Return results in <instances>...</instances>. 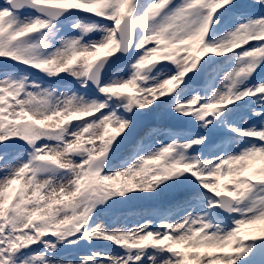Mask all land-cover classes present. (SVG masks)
<instances>
[{
	"label": "snow or ice",
	"instance_id": "1",
	"mask_svg": "<svg viewBox=\"0 0 264 264\" xmlns=\"http://www.w3.org/2000/svg\"><path fill=\"white\" fill-rule=\"evenodd\" d=\"M254 4L264 8V0H254ZM37 6L81 10L110 19L113 25L105 27L96 21L73 24L81 35L61 40V47L41 56L34 51L39 45L27 38L47 28L51 20L20 15L27 7L39 10ZM235 7L232 0H151L142 11L137 0H3L0 57L14 60L17 68L24 67L19 71L0 69V264H32L35 257L40 258L39 264H264V229L259 235H241L242 226L264 221V167L250 174L246 171L248 162L254 160L251 157L264 153V107L260 106L264 79L242 83L232 91L238 72L244 81L264 63V15L241 21L243 13L234 12ZM217 13H229L237 23L221 39L207 40L210 28L219 21ZM145 21L150 22L144 24V34L134 40L133 29ZM97 27H103L106 34L99 41L81 43L83 34ZM241 36L244 39L235 43ZM228 42H233L232 47H223ZM133 45L138 54L127 78L100 83L98 73L92 75L103 98L86 100L73 95L51 102L48 89L29 90L28 85L38 87L35 80H28L33 68L48 76L67 71L87 77L98 62L121 47L127 53ZM101 49L108 51L101 55ZM229 53L235 59L243 57L246 66L224 71L223 79L230 82L226 90L213 89L206 98L191 95L181 100L178 97L197 86L189 78L172 99L165 94L173 93L168 86L177 89L202 57L215 54L231 59ZM257 57L262 59L257 61ZM153 60L172 62L177 70L158 73L151 85L141 86V70L155 65ZM74 66H78L76 70ZM78 82L81 87L87 85V80ZM124 88L134 91H119ZM118 97H127V103H117L114 98ZM245 97H256L252 115L260 118L259 127L248 125L247 117L244 127L227 122L232 111L227 106ZM118 108L130 115L118 114ZM139 109L154 112L157 126L164 123L169 111L185 116L195 113L197 120H203L205 132L191 139L173 134L169 142L156 140L154 150L136 156L131 142L156 131L141 119L147 112ZM218 110L224 111L221 122L237 134L232 139L243 147L204 159L198 154L185 158L183 151L173 155L177 149L203 145L208 139L207 126L212 124L203 118L218 115ZM72 122L79 123L65 134ZM112 125L115 127L109 131ZM50 139L58 143H37ZM74 154L80 159H71ZM50 169L66 171L55 182L51 176L37 177L38 172ZM181 175L182 180L164 183ZM224 177L227 179L221 184ZM136 189L147 195L127 199L147 201L150 207L131 227L124 222L116 227L98 223L93 213L97 204ZM125 203L112 200L105 210ZM220 209L228 213L226 219L219 215ZM33 244L35 248L30 247Z\"/></svg>",
	"mask_w": 264,
	"mask_h": 264
},
{
	"label": "rangeland",
	"instance_id": "2",
	"mask_svg": "<svg viewBox=\"0 0 264 264\" xmlns=\"http://www.w3.org/2000/svg\"><path fill=\"white\" fill-rule=\"evenodd\" d=\"M150 2H151V0H137V5L140 8V10L142 11L143 8L147 7ZM176 2H178V0L174 1V3H176ZM232 4H234L236 6L235 9L233 10L234 12L243 13V15L240 16L241 21L246 20V19H248L249 16H251L250 14H246L250 11H257L260 15H264V8H259V7L255 6L254 0H232ZM53 6H56V5H53ZM225 7H228V6L226 5ZM35 9L37 10V8H35V7H31L30 9H29V7H27L21 13H29L33 16H40V17H43L45 19H50L51 22H53V23H59L61 25H65L66 23H69V21L77 19L78 14H80L81 17L83 16V14H86V12H83V11L80 12V11L74 10V9H69V10L59 9V11L53 9V11L49 10V13L51 14V18H50L47 15L43 14L42 12L35 11ZM221 11H223V10H221ZM73 13L76 14V16H74ZM134 15H135V13H134ZM217 15L219 16V21H218V23L213 24L212 28H210V30L207 34V40L217 41V40L221 39L237 23L236 18L229 13H225L224 15H220L219 13H217ZM252 17H254V16H252ZM95 18L98 20L100 19L99 17L95 16L94 21H96ZM104 19H106V18H104ZM108 20L110 21L109 27H111L113 25V21H111L110 19H108ZM149 22L150 21H145L141 25L135 26L136 32L138 35L137 40L144 34V32H143L144 24H147ZM94 32H95V30L93 29V30L87 32L86 34H83L82 39H84L85 36L90 37V35ZM80 35H81V30H80ZM207 40H206V42H207ZM34 41L37 42V40H34ZM248 43L254 44L256 42L255 41H249ZM44 45H46V43L45 44L41 43L38 46L39 48L38 47L35 48L34 51L39 53L42 56L43 53L45 52V49L43 48ZM245 47H247V45H245ZM240 51H241V49H239V48L236 49L237 53ZM105 52L100 51L101 55H103ZM137 54L138 53L135 49L134 56H133L132 60L127 64V66H125L122 69L115 71L112 74V76L109 77L108 80H106L105 82L112 81L113 79L119 80L120 78L118 75H121V78H127L133 72V68L130 65H131L132 61L135 59V56ZM228 56L232 57V58L228 59V57L217 56L215 54H207L205 57H202V60H204L205 64H206V66H205L206 70L204 71V74L202 75V77H203L202 81L198 84H195V85H197L196 87H190L187 92L183 93L178 98L183 100L184 98L191 96V95H197V96L206 98L207 96L211 95V92L213 89H219L220 91L226 90L225 85L227 83H230V82L223 79L224 71L229 70V69L236 66L235 56L232 53H229ZM254 59L257 61H260L262 58L257 57ZM12 61H13L12 64H10L11 62H7L5 66H10L11 71L18 70V69H16L17 67L15 66L16 62L14 60H12ZM152 62L156 63V64L152 65V66H148L145 69L141 70V75L146 77L143 81H138V83L141 84V86L151 85L153 82V78L156 77L158 73H162V71L164 69H161L160 65H167V69H168L167 71L169 73H174L177 70V66L175 64H173L172 62L159 61V60H153ZM116 64L117 63H115V64L113 63V65H111L109 67L106 66L103 70H101L99 75H102L104 72L110 70V68L112 69L114 66H116ZM19 67L23 68L21 66H19ZM12 68H14V69H12ZM151 68H155L156 70L151 71L150 70ZM212 69H219V73L215 74V72H213ZM193 70L194 69H191L189 71V73H187L185 75V77L182 78V83L177 86V89H174L172 84H170L168 86V87L172 88V90H173V93H170L167 91L165 92V94L168 96L169 99H172V97L175 96L176 92L180 88L183 87V83L187 79L188 74L191 75L193 73ZM34 71L35 70H32V74H30L28 76V78H29V81L35 80L38 87L33 88V87H31V85H28L29 90L41 92L43 89H48L49 91L52 92L51 97H49V100L51 102H54L57 99L62 100L65 96H73V95L75 96V98H79L82 96L86 100H90V99H93L96 97L103 98L102 94H100L98 92L97 88H92L88 84V76L87 77H83V76L75 77V76H68L66 74L63 78H61V74L48 76V75H45L41 72H37V71L34 72ZM33 74L39 75V76L34 77ZM40 75L43 77H45V76H48V77H45L44 80H42L40 78ZM99 78H100V76H99ZM45 79H47V80L45 81ZM240 79H243V78H240ZM261 79H264V63H260L259 66L252 73V75L249 76L248 79L244 80L243 83L244 84L253 83V82H256V81L261 80ZM83 80H87V85L85 87H81L80 83L78 82V81H83ZM49 85H55V86L50 87ZM242 86L243 85L240 84L239 87H242ZM59 89H63L64 92L59 91ZM119 91L127 92V91H134V89L124 88V89H119ZM114 99L116 100L117 103H121V104L127 103V97H118V98H114ZM161 99H164V97H161ZM255 100H256V97H245L243 100L236 101L234 105L229 104L227 106V108L231 109L232 111H230L228 113L227 122L234 123L236 127H244L245 123L243 121H244V118L247 117V124L248 125L255 123V124H257V127H259V123L256 120L259 117H255L252 115V109L257 106L255 103ZM173 102H175V101H173ZM111 103H112V101L110 100L109 104H111ZM260 106L264 107V101L260 102ZM132 107H133V111L137 110L136 105H133ZM116 111L118 114H122L125 117L130 115V113L125 112L123 108H118V109H116ZM139 111L148 112L150 114V118H146L145 122L146 123L150 122L153 125V127L157 126L154 119H153L154 112L148 111L146 109H139ZM218 113H219L218 115L210 114L208 117L203 118L204 120H212V124H209L207 126V128H208V139L206 140V142L203 145L192 144L191 147L188 149H183V150L177 149L173 153V155H176L180 151H183L185 158H190L191 156L198 154L200 159H204L209 154H218L220 151H239V149L241 147H243V144L240 143L239 141H234L232 138L235 137L237 134L234 132H231L225 126V123L221 122V119L224 116V111L218 110ZM76 123H79V122H72V124H70L68 126V128L66 129L65 134L68 131H73L74 125ZM202 123H203V120H197L196 119L195 113H192L191 115L185 116V115H181L179 113H176L174 111H169L167 113V119L164 121V123L162 125L159 126L160 127L159 130L157 129L155 132L150 133L148 136H145V137L140 138V139H135L131 142L133 144V149L136 153V156L146 155L149 151L154 150L153 145L155 144L156 140H159L161 143L169 142V140L172 138L173 134L176 135V137L178 139H191L193 136L202 134L205 132V129L201 127ZM114 127L115 126L112 125V126H110L109 129L112 130ZM118 139H119V136L116 137V140H118ZM242 139H257V140H259V138H242ZM50 140H53V139H50ZM43 142H45V141H43ZM47 142L51 143L52 141L47 140ZM5 143H7V142H5ZM37 143H41V141H37ZM54 143H56V142H54ZM0 147H2V145H0ZM24 158L27 159L26 154L24 155ZM71 159H73V160L80 159V155L74 154L71 157ZM125 166H127V163L125 164ZM261 167H264V159H254V160H251L248 162L246 171H247V173L250 174L253 170L259 169ZM62 171L65 172L66 170H62V169L52 170V169H50L48 172H43V173L38 172L37 177L38 178L39 177H49V176L52 177L51 173L62 172ZM182 179H183V175L177 176V177H171V178H168V180L164 181V183H172L176 180H182ZM224 179H227V177L222 178L221 184L223 183ZM20 183H23V181L19 182L18 185H14V187L18 189ZM160 186L162 187L163 185L161 184ZM197 187H200V186L197 185ZM255 191H256V189H253V192H255ZM146 195H147V193H145L144 190L136 189V190H132L128 193H125L123 195H116V196L108 197L103 202V204H97L93 208V213H95L97 215V217H105V218H110V217L117 218L119 215H121V213L131 212L133 210H136V211L142 213L143 211H145L147 208L150 207V204L144 200H138V199L128 200L127 198H129V197L135 198L138 196H146ZM112 200L126 201V203L123 204L119 208H114V209L106 211L105 205H108L109 202ZM193 211L195 212V209H193ZM223 212H225V210L220 209L219 215L221 216V213L223 214ZM172 214L175 215L177 213L174 210H172ZM233 215H236V214L234 213ZM227 217H223V218L226 219ZM216 222L217 221H215V220L211 221V223H216ZM119 223H121V222H119ZM228 223L230 224L231 221H228ZM251 226L252 227H250L249 229H248L247 225L242 226L241 235H252V234L259 235V231L261 229H264L263 221L257 222V224L255 226L254 225H251ZM30 247L35 248L36 245L33 244ZM133 251H137V250H133ZM39 260H40L39 257L33 258L32 264H39Z\"/></svg>",
	"mask_w": 264,
	"mask_h": 264
},
{
	"label": "bare ground",
	"instance_id": "3",
	"mask_svg": "<svg viewBox=\"0 0 264 264\" xmlns=\"http://www.w3.org/2000/svg\"><path fill=\"white\" fill-rule=\"evenodd\" d=\"M2 4H3V0H0V5H2ZM78 11L82 12L81 10H78ZM20 15H21L22 18H25V19L33 17V15H31L29 13H20ZM79 16H80V14L77 15V17H78L77 19L69 21V23H66L65 25H61L59 23L51 22L47 28L42 29V30H40L38 32H35V33L31 34L27 38V40H28L29 43H34V44H37V45H40L41 43H44V44L46 43V45H44V47H43L45 49V52L43 53L42 56L47 55V54L55 51V49L57 47H61L62 46L61 43H60L61 40L65 39V38H71L73 36L80 35V29L73 28L72 27L73 24H77L78 22H81V21H83L84 23H91L92 21H94V17H95L94 15L90 16V14H88V13L83 14L82 17L81 16L79 17ZM99 18H100L99 20L95 18V20L97 21V24H101V25H104L105 27H109L110 21L108 19H104V18H101V17H99ZM94 30H95V32L92 33L90 35V37H87V36H85V38L83 37L84 39H82L81 43H89V42L99 41L106 34L103 27H97V28H94ZM34 40H37V42H35ZM106 50L107 49H101L100 51L105 52ZM6 60H7V62H11L10 64H12V62H13L10 59L4 58V57H0V69L6 67V68H8L9 71H11V69H10L11 67L10 66H5L6 65L5 61ZM20 66L24 67L23 65H20ZM76 67H78V66H74L73 70H76ZM12 69H14V68H12ZM16 69H18V70H15V71H19L22 68L18 67ZM32 70H35V69L34 68L31 69L30 70L31 73H32ZM167 70H168L167 68L164 69L162 71V73L168 72ZM212 71L215 72V74L219 73V69H212ZM34 72H36V70ZM41 73H43V72H41ZM59 74H61V78H63L66 74L68 76H72L67 71L61 72ZM2 76H3V72L0 71V78H2ZM33 76L35 77V76H39V75H34L33 74ZM118 76H119V78H121V75H118ZM45 77H48V76H45ZM45 77L40 75V78L42 80H44ZM28 80H29V78H28ZM46 80L47 79H45V81ZM49 86L53 87L55 85H49ZM59 91H63L64 92L63 89H59ZM85 119H86V117H85ZM155 127H156V130L160 129L159 126H155ZM109 131H112V130L109 129ZM48 141H52L51 143H54V142L58 143V141H56L54 139L53 140H48ZM41 142H43V141H41ZM45 142H47V141H45ZM47 143H49V142H47ZM51 174H52L53 182H55V179L60 177L63 174V171L62 172H55V173H51ZM21 181H23V180H21ZM140 214H141V212L133 210L131 212H123L117 218H113V217H110V218L98 217V219L100 221H103L107 227L119 226V224H120L119 222L127 223L128 227H131L132 226V222H134L137 219V216L140 215ZM263 223H264V221H263ZM247 226H248V229L250 227H252L251 225H247Z\"/></svg>",
	"mask_w": 264,
	"mask_h": 264
},
{
	"label": "clouds",
	"instance_id": "4",
	"mask_svg": "<svg viewBox=\"0 0 264 264\" xmlns=\"http://www.w3.org/2000/svg\"><path fill=\"white\" fill-rule=\"evenodd\" d=\"M244 39V37H237L235 38V43H239L240 40ZM232 43L233 42H228L226 44L223 45V47H232ZM236 65H242V66H246V62L244 61L243 57H237L236 58ZM243 70V68L241 69V71ZM240 77V73L238 72L237 75L233 78L232 80V91H236L240 84L243 83V80L239 78ZM142 79H145L146 77L142 76ZM164 82H161V84H163ZM154 87L160 88V85H156ZM162 90V89H161ZM262 135H264V133H262ZM251 159H264V153H261L259 155H254L251 157ZM35 198L37 199V201H39L41 199V195L39 193L35 194ZM98 223H102V221H98Z\"/></svg>",
	"mask_w": 264,
	"mask_h": 264
},
{
	"label": "water",
	"instance_id": "5",
	"mask_svg": "<svg viewBox=\"0 0 264 264\" xmlns=\"http://www.w3.org/2000/svg\"><path fill=\"white\" fill-rule=\"evenodd\" d=\"M133 47H134V45H133ZM133 47H130V48H129V56H130V53H131V50H132ZM113 57H115V56H113ZM127 60H128V58H127L125 61L127 62ZM103 62H104V60L98 62V64L95 66L93 72H94L96 69H103V67H104V66H103ZM120 66H122V64H121ZM120 66H119V67H120ZM116 67H117V66H116ZM116 67H115V68H116ZM115 68L110 69V70L107 72V73H108L107 76H108L110 73H112V71H114ZM107 76L103 77L101 81H103L104 78H106Z\"/></svg>",
	"mask_w": 264,
	"mask_h": 264
}]
</instances>
